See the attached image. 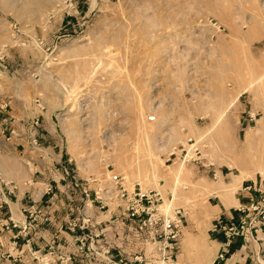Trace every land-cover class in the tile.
<instances>
[{"label":"rangeland","instance_id":"1","mask_svg":"<svg viewBox=\"0 0 264 264\" xmlns=\"http://www.w3.org/2000/svg\"><path fill=\"white\" fill-rule=\"evenodd\" d=\"M41 112L92 190L119 174L129 189L169 192L186 227L173 261L209 264L220 201L238 207L264 178V0H0L8 188L34 172L19 140L37 155ZM191 144L200 153L187 162Z\"/></svg>","mask_w":264,"mask_h":264},{"label":"built area","instance_id":"2","mask_svg":"<svg viewBox=\"0 0 264 264\" xmlns=\"http://www.w3.org/2000/svg\"><path fill=\"white\" fill-rule=\"evenodd\" d=\"M248 119L254 122L255 115L248 114ZM28 145L32 151L43 153L33 135ZM193 147L194 144H191L185 151L183 159L187 162L191 158L186 157L191 152L192 155L200 153L198 148ZM70 165V159L61 165L60 181L66 182L71 189L70 201L79 203L73 205V215L65 221L66 230L73 237L72 249L67 250L60 242L51 241L45 253L34 258L35 262L124 264L123 260L127 259L130 264H165L177 258L185 218L181 208L171 209L169 204L165 206L169 192L160 188L143 190L136 186L129 189L124 177L119 174H113L105 184L100 183L92 190L89 179L78 178ZM262 183L258 187L254 183L243 187L241 194L245 201L234 209L233 216L227 220L219 217L212 222L211 235L215 239H222L216 257L218 262L226 261L233 241L240 239V247L249 253L251 264H264V180ZM14 189L6 187L0 178V210L8 206L9 194ZM46 192H52L50 184L46 185ZM110 206L114 211L111 212L109 226L95 230L103 222H97L99 213L109 211ZM126 222H131L127 230ZM16 224L11 218L8 221L0 220V233L15 228ZM34 227L35 222L25 224V230H33ZM123 230L129 232L131 239L123 237ZM125 241L132 246L130 254L124 251Z\"/></svg>","mask_w":264,"mask_h":264},{"label":"crops","instance_id":"3","mask_svg":"<svg viewBox=\"0 0 264 264\" xmlns=\"http://www.w3.org/2000/svg\"><path fill=\"white\" fill-rule=\"evenodd\" d=\"M40 114L42 116V123L45 122L42 128L39 129V139H44L41 143L43 153H37V155L27 154L26 142L22 139L19 140L20 144L24 147L23 151L25 154H21V159L25 164V168L28 169L32 165L34 172L29 174L27 170L26 177L23 176L22 178L23 185L11 191L8 206L6 205L0 210V220L8 221L11 218L17 222L15 228L0 234V264H36L34 258L40 257L45 253L47 244L51 241L60 242L64 245L63 248L67 250H71L73 246V237L67 232L65 221L73 215L71 211L73 205L76 206L79 203L78 201H70L69 197L72 195L71 189L66 182L60 181L61 165L65 164L67 159L66 154L62 151L63 147L59 144L58 138L60 135L57 134L56 136L53 131L54 127L50 132L48 119L51 117L53 121L54 115L50 114L47 116V113L44 114L42 112ZM25 115L28 116V114ZM14 116L16 115L14 114ZM54 126L56 128V123ZM263 180L264 178L258 184L254 182L255 186H262ZM47 184L52 186L51 193L46 192ZM218 188L221 189L222 186ZM240 195L239 205L245 201L243 195L241 193ZM220 203L223 208L219 206V215H222L219 217L224 220L232 217L234 209L237 207L231 210V208H224L227 206L222 201ZM13 211H16V214ZM113 211V206H110L109 211L99 213V216L96 218L97 222L99 220L103 222L101 225L95 227V230L109 226L111 212ZM3 213L5 214L3 215L5 218H1V214ZM29 221L35 222L33 230H25V224ZM184 228L181 230L182 236H184ZM210 236L217 245L218 254L220 250L219 243L222 239H215L211 233ZM262 237H264V234H262ZM240 245V239L234 240L229 248L225 262H218L216 254L209 264H251L249 253L244 248H241ZM165 264L180 263L173 261Z\"/></svg>","mask_w":264,"mask_h":264},{"label":"bare ground","instance_id":"4","mask_svg":"<svg viewBox=\"0 0 264 264\" xmlns=\"http://www.w3.org/2000/svg\"><path fill=\"white\" fill-rule=\"evenodd\" d=\"M262 156V155H261Z\"/></svg>","mask_w":264,"mask_h":264}]
</instances>
